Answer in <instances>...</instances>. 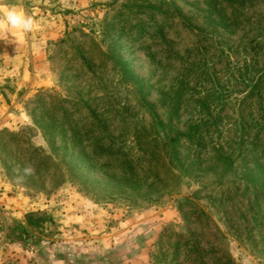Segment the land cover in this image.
Listing matches in <instances>:
<instances>
[{
  "label": "rangeland",
  "instance_id": "obj_1",
  "mask_svg": "<svg viewBox=\"0 0 264 264\" xmlns=\"http://www.w3.org/2000/svg\"><path fill=\"white\" fill-rule=\"evenodd\" d=\"M9 5L35 24L0 26V264H264V0H0V17ZM192 119L214 121L201 149ZM73 132L112 152L85 183ZM29 214L48 220L10 243Z\"/></svg>",
  "mask_w": 264,
  "mask_h": 264
},
{
  "label": "trees",
  "instance_id": "obj_2",
  "mask_svg": "<svg viewBox=\"0 0 264 264\" xmlns=\"http://www.w3.org/2000/svg\"><path fill=\"white\" fill-rule=\"evenodd\" d=\"M118 66L121 67V70H123V73L126 74L127 76H129L131 79H133L134 81H137L138 79L136 78V76H134V74L132 72H130L129 70L126 71L125 70V66L124 64L118 60V62H116ZM135 85L138 82H133ZM263 120H264V116H263ZM214 125V121H211L209 119H206L204 121L202 120H190L187 123L186 126V132L185 134L182 135L183 139L188 143L187 145L190 146L191 148H195V149H201L205 146L206 143V137L208 135V132L210 130V128ZM51 126V127H50ZM54 125H49L46 128H44V132H43V136L45 137L46 141L48 142V144L50 145L52 151L55 152H61L62 157H64V153H65V147L67 145H60V146H56L55 141H54V137H55V132L54 130H52ZM203 129V131H202ZM62 138H60V142L61 144H65V136L64 134H60ZM166 141L168 143L173 142L174 140L169 136L166 135L165 137ZM133 140L135 142L136 145L140 146L141 142L142 143H146V145H148V142H150V140H146L145 136L141 133V132H136V134H134ZM72 146H71V150L69 152V161H68V166L70 171H72L73 174L76 175V177L78 178V180H80L81 182L85 183L87 180L86 179V171L85 174L82 175L80 174V170H86L87 168H91V166H89L88 161H92L94 163H96V155L97 152L99 153H112L110 149H105L102 148L101 145L95 146L91 155H86V149L84 147L78 148L77 150L75 149L76 146L80 145V138L77 139L76 133L73 132L72 133ZM170 145V144H169ZM115 155H119V152H115ZM223 159H227V157L223 158ZM48 160H50V157L47 156H39L38 157V164L39 165H43L46 162H48ZM118 161H120V166L123 169L124 172L127 173L128 178L131 177H138L137 176V172L135 171V167L133 166V162H131L128 158H127V154H120V156L117 159ZM228 160V159H227ZM79 165V166H78ZM96 167V166H95ZM123 181V180H122ZM92 183H96L95 181H92ZM48 218H44L41 216H36L35 214H29L26 216L25 218V225H12L10 227L7 228V233H6V239L10 242V243H15V242H20V243H24L25 240L27 239V237L29 236V231L26 229V227L29 228H39L41 227V225L47 221Z\"/></svg>",
  "mask_w": 264,
  "mask_h": 264
},
{
  "label": "clouds",
  "instance_id": "obj_3",
  "mask_svg": "<svg viewBox=\"0 0 264 264\" xmlns=\"http://www.w3.org/2000/svg\"><path fill=\"white\" fill-rule=\"evenodd\" d=\"M34 24V19L25 12L23 6L9 5L0 17V26L24 33L30 32Z\"/></svg>",
  "mask_w": 264,
  "mask_h": 264
}]
</instances>
